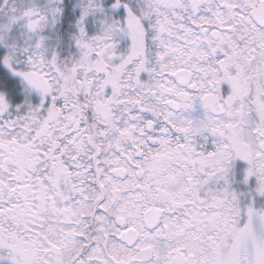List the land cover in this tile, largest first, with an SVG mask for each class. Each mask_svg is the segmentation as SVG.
Wrapping results in <instances>:
<instances>
[{
    "label": "snow or ice",
    "instance_id": "6c2138e0",
    "mask_svg": "<svg viewBox=\"0 0 264 264\" xmlns=\"http://www.w3.org/2000/svg\"><path fill=\"white\" fill-rule=\"evenodd\" d=\"M0 264H264V0H0Z\"/></svg>",
    "mask_w": 264,
    "mask_h": 264
}]
</instances>
